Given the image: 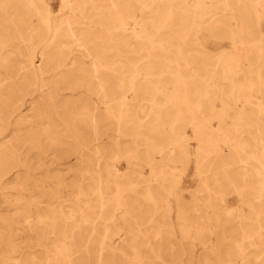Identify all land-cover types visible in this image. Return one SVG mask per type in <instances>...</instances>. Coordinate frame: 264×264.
Instances as JSON below:
<instances>
[{"label":"rangeland","instance_id":"374dc122","mask_svg":"<svg viewBox=\"0 0 264 264\" xmlns=\"http://www.w3.org/2000/svg\"><path fill=\"white\" fill-rule=\"evenodd\" d=\"M0 264H264V0H0Z\"/></svg>","mask_w":264,"mask_h":264},{"label":"bare ground","instance_id":"6f19581e","mask_svg":"<svg viewBox=\"0 0 264 264\" xmlns=\"http://www.w3.org/2000/svg\"><path fill=\"white\" fill-rule=\"evenodd\" d=\"M116 7V6H115ZM255 13V12H254ZM257 19V18H256ZM184 23V22H183ZM136 37V36H135ZM259 56V55H258ZM168 71V70H167ZM139 75V74H138ZM156 104V103H155ZM202 106V105H201ZM178 119V118H177Z\"/></svg>","mask_w":264,"mask_h":264}]
</instances>
